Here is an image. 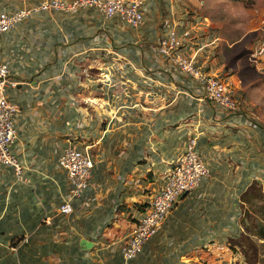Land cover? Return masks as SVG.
<instances>
[{
    "label": "crops",
    "instance_id": "1",
    "mask_svg": "<svg viewBox=\"0 0 264 264\" xmlns=\"http://www.w3.org/2000/svg\"><path fill=\"white\" fill-rule=\"evenodd\" d=\"M143 1L137 30L80 9L37 13L0 36V59L16 83L8 89L17 107L12 149L26 177L15 181L0 167V264H122L124 236L189 134L199 135L211 173L180 196L160 232L128 264H248L234 241L244 232L243 194L253 184L264 193L257 90L236 79L231 45L219 39L205 68L227 73L246 109L227 113L205 99L198 81L153 49L164 18L176 16L181 4ZM199 1L186 0L188 9ZM13 9L0 0V11ZM195 35L205 38L206 31ZM71 136L87 147L94 167L86 196L63 215L67 182L57 162Z\"/></svg>",
    "mask_w": 264,
    "mask_h": 264
},
{
    "label": "built area",
    "instance_id": "2",
    "mask_svg": "<svg viewBox=\"0 0 264 264\" xmlns=\"http://www.w3.org/2000/svg\"><path fill=\"white\" fill-rule=\"evenodd\" d=\"M173 1L181 4L182 11L176 16L164 18L153 49L172 68L198 81L203 97L223 111L232 113L245 110L240 95L227 80L228 74H212L205 68L204 62L214 57L213 49L220 38L210 26V21H206L201 14L203 2L199 1V7L195 9H188L186 0ZM80 9L95 11L105 20H118L135 30L144 23L143 0H40L13 10L0 11V36L37 13H76ZM202 29L206 31L205 38L195 35L196 30ZM187 49L191 51L190 55L185 53ZM249 56L255 64L264 57V29ZM10 76L8 64L0 59V167L10 169L15 181L25 182L24 165L12 149L18 132L14 123L17 107L8 96V89L16 83ZM198 136H187L183 148L164 174L161 186L148 193L142 215L123 238L122 264L130 263L143 252L144 245L162 229L180 196L197 190L210 175V167L198 151ZM78 139L77 136L67 138L68 143L57 162L67 182V193L58 207V212L63 215L71 214L74 203L86 196L94 167L87 147H79Z\"/></svg>",
    "mask_w": 264,
    "mask_h": 264
},
{
    "label": "rangeland",
    "instance_id": "3",
    "mask_svg": "<svg viewBox=\"0 0 264 264\" xmlns=\"http://www.w3.org/2000/svg\"><path fill=\"white\" fill-rule=\"evenodd\" d=\"M15 8L37 3L40 0H1ZM201 14L210 21L221 44L228 48L232 57V68L236 79L246 89L257 90L255 101H259L264 114V57L253 63L249 52L258 43L264 29V0H204ZM264 117V115H262ZM244 232L235 240L248 264H264L259 256L264 254V193L253 184L243 194ZM235 244V243H233ZM235 244V245H236Z\"/></svg>",
    "mask_w": 264,
    "mask_h": 264
},
{
    "label": "water",
    "instance_id": "4",
    "mask_svg": "<svg viewBox=\"0 0 264 264\" xmlns=\"http://www.w3.org/2000/svg\"><path fill=\"white\" fill-rule=\"evenodd\" d=\"M81 246H82L84 249H88V248H91L92 243H91V242H87L86 240H83V241L81 242Z\"/></svg>",
    "mask_w": 264,
    "mask_h": 264
},
{
    "label": "trees",
    "instance_id": "5",
    "mask_svg": "<svg viewBox=\"0 0 264 264\" xmlns=\"http://www.w3.org/2000/svg\"><path fill=\"white\" fill-rule=\"evenodd\" d=\"M262 220L264 221V217L262 218Z\"/></svg>",
    "mask_w": 264,
    "mask_h": 264
}]
</instances>
